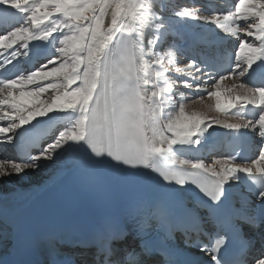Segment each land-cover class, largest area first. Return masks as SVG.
<instances>
[{
	"label": "snow or ice",
	"instance_id": "snow-or-ice-1",
	"mask_svg": "<svg viewBox=\"0 0 264 264\" xmlns=\"http://www.w3.org/2000/svg\"><path fill=\"white\" fill-rule=\"evenodd\" d=\"M0 7L18 17L0 18L7 23L0 49L11 50L0 69L37 58L26 75L0 78V143L17 149L16 159H0V180L65 160L86 185L156 193L135 201L129 214L138 232L154 230L160 242L141 239L117 258L113 244L128 233L106 220L76 242L95 250L93 264H188L168 242L179 235L192 246L205 233L208 242L194 244L204 264H264V231L259 239L250 232L264 230V0H238L234 10L207 15L201 5L183 7L171 18L164 0H0ZM173 19L213 26L220 41L234 38L237 46L229 52L221 43L215 60L191 57L180 66L187 53L168 42ZM32 42H45L49 55L33 52L39 45ZM203 94L219 115L187 108L185 100L203 101ZM214 126L254 133L256 157L247 164L236 162L245 159L238 152L211 164L184 158ZM242 180L255 201L233 207L227 189ZM190 187L203 212L171 194Z\"/></svg>",
	"mask_w": 264,
	"mask_h": 264
},
{
	"label": "bare ground",
	"instance_id": "bare-ground-1",
	"mask_svg": "<svg viewBox=\"0 0 264 264\" xmlns=\"http://www.w3.org/2000/svg\"><path fill=\"white\" fill-rule=\"evenodd\" d=\"M200 0H164V3L169 6V11L165 12L166 17L171 18L172 13L176 10H179L183 7H191L190 3H196ZM238 0H206L205 7L209 10L206 12L207 14H213L215 11L219 10L221 12H228L234 10L235 3ZM197 6V3L193 5V8ZM192 8V7H191ZM200 14V13H199ZM0 18H5L7 23H15L18 17L10 16L5 10ZM7 23H2L3 26ZM172 23L176 25L175 29L171 32L168 38H171L173 41H176L181 48H184L186 51L193 50V51H202L204 50V45L206 42L216 41L218 43H222L224 47H228V44L234 38H230V40H219L218 30L215 29L213 26H205L202 23L195 21V20H186V21H176L172 20ZM241 26H244V22H240ZM183 27L182 29H180ZM202 36L205 40L204 43H199L198 45H194L192 42V37ZM45 42H32V44H38V48H33V52L42 53L43 46ZM11 50L7 52L10 55ZM36 56L30 55L29 57H18L17 60H13L12 62L22 65L26 62V66L34 60ZM188 57H186L187 61ZM26 75L27 72H24ZM230 82H224L223 87H226ZM210 87V83L207 85ZM214 101L209 99L207 96L204 97V100H197L193 103H188L187 108L190 110H197L200 112L208 113L209 115L216 116L219 115L214 110L209 109V105L213 104ZM227 118V117H223ZM211 134L208 136V142L213 136L219 133H227V130L215 127L210 130ZM65 161V160H64ZM55 166L53 165L48 166H41L40 169L30 174V171L24 176H12L10 178L0 180V207H3L8 212L15 211L18 207L24 204L29 197L39 191L44 186L48 185L51 181L59 177L62 172L67 171L68 168L71 167L70 164L63 162L61 164ZM58 163V162H57ZM35 175V176H34ZM35 182V183H34ZM32 184V185H30ZM235 184V183H233ZM232 184V185H233ZM5 185V186H4ZM26 185H30L27 186ZM3 226L0 225V238H9L10 233L7 230H2ZM7 247L6 243L0 244V253L5 250Z\"/></svg>",
	"mask_w": 264,
	"mask_h": 264
},
{
	"label": "rangeland",
	"instance_id": "rangeland-1",
	"mask_svg": "<svg viewBox=\"0 0 264 264\" xmlns=\"http://www.w3.org/2000/svg\"><path fill=\"white\" fill-rule=\"evenodd\" d=\"M180 91H185V92H187V91H186L185 89H183V88H181ZM47 95H48V94L46 93L44 98H46ZM205 96H207V95H204V97H205ZM197 100H198V99H194V98H193V99L185 100L184 103L188 106V103H193V102H195V101H197ZM222 118H223V117H222ZM227 118H229V117H227ZM60 161H61V160H57V161L55 162V166L58 165V164H60ZM57 162H58V163H57ZM63 162H65V161L62 160L61 164H62ZM53 164H54V163H49V164H47V165L50 166V165H53ZM47 165L44 164V165H42V166L45 167V166H47ZM62 165H63V164H62ZM58 166H59V165H58ZM39 169H40V168H39ZM39 169L30 171V174L37 172ZM34 176H35V175H34ZM34 183H35V182H34ZM30 185H32V184H30ZM30 185H26V187H27V186H30ZM4 186H5V185H4Z\"/></svg>",
	"mask_w": 264,
	"mask_h": 264
}]
</instances>
